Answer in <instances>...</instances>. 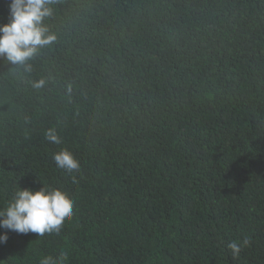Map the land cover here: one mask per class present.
I'll list each match as a JSON object with an SVG mask.
<instances>
[{
	"label": "trees",
	"instance_id": "trees-1",
	"mask_svg": "<svg viewBox=\"0 0 264 264\" xmlns=\"http://www.w3.org/2000/svg\"><path fill=\"white\" fill-rule=\"evenodd\" d=\"M53 8L57 39L30 72L0 58V209L47 187L73 215L59 233L9 231L0 264H264V0ZM63 149L77 172L56 165Z\"/></svg>",
	"mask_w": 264,
	"mask_h": 264
},
{
	"label": "clouds",
	"instance_id": "clouds-1",
	"mask_svg": "<svg viewBox=\"0 0 264 264\" xmlns=\"http://www.w3.org/2000/svg\"><path fill=\"white\" fill-rule=\"evenodd\" d=\"M57 0H11L10 23L0 26V58L12 64H18L25 71H31V61L39 49L51 45L56 39L44 23L53 15V6ZM45 81L34 82L37 89L44 86ZM46 139L59 145L61 138L55 128L45 133ZM56 165L68 172L75 173L79 169V161L67 149L54 154ZM73 215V203L68 195L59 189L41 188L37 191L17 188L11 200L0 209V244H6L8 232L27 235L35 233L44 236L46 233H59L64 224ZM251 240L233 241L228 249L233 257H238L242 248L249 246ZM67 253H62L60 260L66 261ZM39 264H58L52 256L45 255Z\"/></svg>",
	"mask_w": 264,
	"mask_h": 264
}]
</instances>
